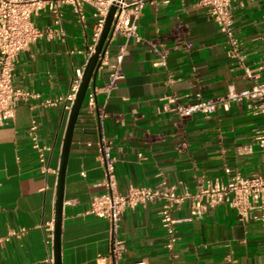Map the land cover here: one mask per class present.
I'll list each match as a JSON object with an SVG mask.
<instances>
[{"label": "crops", "instance_id": "crops-1", "mask_svg": "<svg viewBox=\"0 0 264 264\" xmlns=\"http://www.w3.org/2000/svg\"><path fill=\"white\" fill-rule=\"evenodd\" d=\"M233 20L242 42V61L199 0H150L139 18L143 41L132 40L123 76L110 94L103 91L108 70L99 71L96 106L85 98L69 154L63 204V264H113L111 225L89 213L91 200L105 191L99 150L102 135L117 158V189L158 186L162 178L180 193L196 192L214 178L226 180L228 165L246 176L261 172L264 157L255 140L264 117L251 100L176 114L167 99L184 103L264 82V0H232ZM92 6L80 22L69 4L58 18L48 10L33 16L45 33L18 56L14 84L30 93L14 118L0 125V264H54L53 231L58 170L70 110L67 96L88 62L96 23ZM125 42L117 36L110 49ZM193 47L190 48L189 44ZM168 48L167 65H157V49ZM249 72H247V70ZM196 75L198 79H196ZM87 95V94H86ZM48 100H57L54 104ZM38 125L43 152L29 128ZM44 156V161L41 159ZM163 202L125 210L119 237L124 260L147 264H264V225L244 221L227 203L190 215V201L174 209L182 219L172 249L161 221Z\"/></svg>", "mask_w": 264, "mask_h": 264}, {"label": "built area", "instance_id": "built-area-1", "mask_svg": "<svg viewBox=\"0 0 264 264\" xmlns=\"http://www.w3.org/2000/svg\"><path fill=\"white\" fill-rule=\"evenodd\" d=\"M148 1L150 0H0V125L14 118L21 101L30 96L29 92L15 86L14 70L19 54L45 33L35 24L33 20L35 14L48 10L59 18L62 5L69 4L78 20L83 22L86 7L92 6L96 23L87 48L89 60L95 52L111 7L113 5L117 7L99 57V71L104 68L108 70L103 91L110 94L123 76L122 63L127 45L132 40L143 41L139 33V18ZM199 4L207 8L224 34L231 55L242 61V42L233 20L232 0H199ZM119 35L125 37V42L118 46L116 52H112L110 46ZM189 47L192 48L193 44L190 43ZM157 51L160 54L157 65L166 66L169 49L163 47ZM82 76L83 74H80L67 96L69 103L66 107L69 110L76 98ZM96 95V90L87 92L86 98L90 108L96 106ZM167 99L173 104L169 110L181 115L196 111L211 115L219 107L229 110L233 101L249 99L255 113L264 117V82H258L242 90H238L234 83H230L224 94L203 98L201 93H197V100L190 104L184 103L179 94H171ZM56 101L48 100V103L54 104ZM37 131L38 125L33 122L29 128V135L33 145L43 152L46 147L40 145ZM255 140L264 157V128L256 132ZM99 150L105 170V191L92 198L89 213L110 222L112 231L110 258L113 264H147L145 260H124L125 243L119 237L125 210L142 203L163 202L160 214L169 237L167 243L169 249H172L177 241L176 226L182 220L175 215L174 209L186 201L191 203V216L200 215L208 207L227 203L238 211L242 220L255 219L264 225V165L261 172L252 176H246L227 165L226 180L221 178L207 180L196 192L188 190L180 193L162 178L158 186H132L127 192L121 193L117 189V158L113 153L112 143L104 135L99 140ZM41 159L44 161V156Z\"/></svg>", "mask_w": 264, "mask_h": 264}, {"label": "water", "instance_id": "water-1", "mask_svg": "<svg viewBox=\"0 0 264 264\" xmlns=\"http://www.w3.org/2000/svg\"><path fill=\"white\" fill-rule=\"evenodd\" d=\"M117 7L113 5L108 13L104 29L102 31L99 42L96 46L95 52L90 56L86 67L83 72V76L80 82L79 89L77 91L76 98L72 104L68 125L65 133L60 166L58 170V182H57V194H56V215L53 231V258L54 264H63L62 261V230H63V204L65 196V183H66V173L69 160V154L71 150V145L73 142L74 132L76 124L78 122L80 112L83 103L86 98V94L90 88V85H95L98 73H99V57L105 46V41L108 33L111 29L114 14Z\"/></svg>", "mask_w": 264, "mask_h": 264}]
</instances>
